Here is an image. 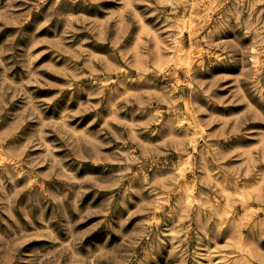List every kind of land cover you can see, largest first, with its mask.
Returning a JSON list of instances; mask_svg holds the SVG:
<instances>
[{
    "label": "rangeland",
    "instance_id": "1",
    "mask_svg": "<svg viewBox=\"0 0 264 264\" xmlns=\"http://www.w3.org/2000/svg\"><path fill=\"white\" fill-rule=\"evenodd\" d=\"M0 264H264V0H0Z\"/></svg>",
    "mask_w": 264,
    "mask_h": 264
}]
</instances>
